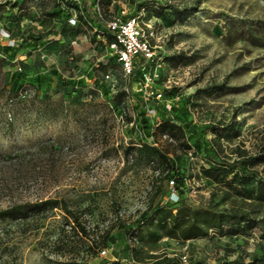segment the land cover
Here are the masks:
<instances>
[{"label":"rangeland","instance_id":"1","mask_svg":"<svg viewBox=\"0 0 264 264\" xmlns=\"http://www.w3.org/2000/svg\"><path fill=\"white\" fill-rule=\"evenodd\" d=\"M15 2L22 0H0V20L14 29L10 37L0 29V42L16 44V51H0V210L64 199L82 212L80 220L91 236L82 237L73 229L60 208L0 220V264H129L132 257L147 261L164 254L216 264L219 258L260 254L264 237L258 228L236 233L226 226L222 232L211 230L188 240L169 237L164 229L152 236L156 222L138 229L142 213L166 204L171 190L159 161L140 162L135 151L127 155L126 150L159 138L154 126L171 113L158 101L151 116L147 107H138V99L151 105L157 100L139 93L138 98L116 96L127 92L128 78L108 39L103 41L81 24L64 39L48 38L46 12L57 8L55 24L62 26L68 10L62 0H25L16 14L4 15ZM104 4L108 12L141 14L153 28L152 45L163 61L153 86L163 90L175 109L186 108L197 127L195 135L186 130L182 141L212 140L221 157L230 160L257 153L264 135V0ZM168 5L196 9L177 17ZM18 66L24 72L12 89ZM59 78L77 84V97L57 86ZM20 89L26 91L24 97ZM160 139L172 156L183 158L189 204L264 210V205L237 195L223 204L222 189L212 200L213 184L201 173L208 165L202 154L188 159L180 142L171 145ZM259 169L263 171L264 164ZM132 228L138 229V240L127 245L126 230ZM103 237L109 238L107 246L97 245Z\"/></svg>","mask_w":264,"mask_h":264},{"label":"trees","instance_id":"2","mask_svg":"<svg viewBox=\"0 0 264 264\" xmlns=\"http://www.w3.org/2000/svg\"><path fill=\"white\" fill-rule=\"evenodd\" d=\"M33 1V0H32ZM38 1V0H34ZM99 1L103 14L106 18H111L121 10L116 12L107 11L105 9L104 0H62L64 5H67L66 20L63 22L62 26L59 23V31L63 33L65 30L68 33L77 32L76 25H83L84 28L92 30L97 37H103V41L108 39V48L111 50V44L115 41L114 34L106 27L104 21L97 15L95 12V5ZM25 0L22 2H15L13 6H18L19 8L23 7ZM177 17H184L190 15L195 11L196 7H185L177 8L173 5H168ZM63 10L66 11V8L63 7ZM76 11L77 21L76 24H71L69 21L70 18L74 15L72 11ZM63 12V11H62ZM60 11L57 8H54L52 12H46L47 15L56 17ZM137 14H128L129 17L135 16ZM58 31V32H59ZM10 33L9 31H7ZM68 33L67 36H68ZM11 35V33H10ZM252 35L260 38L256 33ZM264 41V38H260ZM105 43V42H104ZM0 51L9 53L11 51H16V44L11 46L0 45ZM113 51V50H111ZM114 53V52H113ZM116 61L121 66L118 61L116 54H113ZM170 59H174L173 56ZM21 68V70L18 69ZM16 71L12 75V89L18 86L19 80L23 75V66H18ZM143 78V72L140 67V63L135 64V69L133 75L128 79L127 88L128 91H122L116 96H121L126 98L127 96H133L138 98V93H135L131 90L132 83L136 81H141ZM57 86L65 87L67 94L69 96L74 95L77 97L79 88L74 82H67L59 78ZM221 87V86H218ZM23 89H20L18 93H21ZM21 95V94H20ZM113 96L112 99L116 98ZM167 100L166 96L164 95ZM165 113L166 116H163L162 121L154 126L153 131H158L159 138L162 139L164 134H169L172 138V141L167 140V144H178L179 142L183 146L184 153L188 159L202 154V159L208 163L207 166L201 167V173L203 176L213 184L211 198L218 194L219 189H222L223 195L221 201L223 204L232 196H239L243 200L249 199L258 206L264 205V170L261 171L259 166L264 164V135L260 143V148L255 155H246L241 153L238 158L230 160L224 157H221L219 151L215 148L212 143V140H198L196 139L193 144L189 141H182L181 137H186V130L190 131V135L197 134V127L189 120V113L186 108L175 109L173 106L170 110H167L165 102ZM138 107L146 108L150 103H144L138 99ZM158 101L152 104L156 110ZM147 129V126L143 127ZM206 131L203 130L201 136L205 137ZM159 138L154 139L153 142L142 140L136 148L130 147L126 150L127 155L136 152V159L140 162L149 161L154 162L155 160L159 161L163 166V179L168 180V187L171 190L169 194V199L166 204H160L155 209L149 213L145 211L142 213L140 220L138 222V229L148 225L149 223L154 224L156 222L157 230L151 231L150 234L154 237L159 235V230L164 229L165 234L169 237L180 238L183 240L195 239L198 237H204L209 234L211 230L222 232L226 226L233 228V231L236 233H246L254 228H258L262 236L264 237V210L261 209L254 211L253 209H244V208H223L218 209L214 208L211 204H200L194 206L189 204L185 196V184L186 178L182 171L184 167L183 158L181 155H171L169 151L165 150L162 145L154 144L158 142ZM160 139V140H161ZM185 160V159H184ZM184 169V168H183ZM173 181V184H171ZM162 190L161 186L158 189ZM175 190L177 192V199L173 200L170 198L171 192ZM174 205L176 212L173 213ZM60 208L66 212L67 218L70 219L72 228L76 229L80 235L90 237V232L82 224L80 218L82 212L75 211L72 209L68 202L64 199H47L39 202H25L14 204L10 207L0 210V220H5L9 218L16 217H27L31 214L39 213L46 209ZM138 229L132 228L127 229L126 234L129 241L127 245H130L135 240H138ZM93 241H97L93 238ZM109 238L99 239L96 242L97 245L107 246ZM132 252L134 248L130 249ZM81 264H87L82 262ZM113 264H120L114 262ZM129 264H185L182 260V257L179 256H170L164 254L162 256H151L149 260H141L139 258H131ZM186 264H210L201 259H191L187 261ZM216 264H264V247L260 254L256 253L250 259H246L244 256H237L234 259H221L217 260Z\"/></svg>","mask_w":264,"mask_h":264},{"label":"built area","instance_id":"3","mask_svg":"<svg viewBox=\"0 0 264 264\" xmlns=\"http://www.w3.org/2000/svg\"><path fill=\"white\" fill-rule=\"evenodd\" d=\"M95 12L115 36V41L111 44V49L118 57L123 75L129 79L133 75L135 64L140 63L143 78L141 81L132 83V91L143 95L147 100L154 98L157 101H164L166 107L171 109L172 105L165 99L163 90L154 88L153 86L159 78L158 70L162 67L163 61L157 56L155 48L152 45L154 30L151 25L144 21L141 14L129 17L125 10H121L111 18H106L99 1L95 5ZM69 21L73 25L76 24V14ZM4 33L6 37H10V33ZM11 41L9 45H15ZM18 69L21 70L20 67ZM25 93L26 91H22L20 94L24 97ZM150 107L151 105H147L148 112L151 116H154L156 109ZM162 139L172 141L169 134H164ZM154 144L157 145L159 142H154ZM171 184H173V181H171ZM177 197V192L173 190L170 198L176 200ZM105 252L103 250V253ZM182 260L185 264L187 263L186 256L182 257Z\"/></svg>","mask_w":264,"mask_h":264},{"label":"crops","instance_id":"4","mask_svg":"<svg viewBox=\"0 0 264 264\" xmlns=\"http://www.w3.org/2000/svg\"><path fill=\"white\" fill-rule=\"evenodd\" d=\"M34 5L36 6L37 3H35ZM10 7H11L10 9H9L8 6L6 7L7 9H9V12L8 11L3 12L4 15L16 14L17 10L19 9L18 6L15 7V6L10 5ZM32 7H34V6H31V8ZM52 11H53V9L48 10V12H52ZM45 19H46L45 22L48 23V26H45V30L46 31H50L51 30L50 34L48 35L49 39L59 40L60 38L64 39L67 36L66 33H68V32L66 30L63 33H61L58 30L59 26H57L55 24L56 23V17L51 16V15H47V16H45ZM8 22L9 21H5L4 19H1L0 20V29L3 30V31L4 30L9 31L11 33V36H12V34H14V29L11 26L8 25ZM10 23H11V25H14V23L11 20H10ZM2 40H4V39H2ZM0 45L3 46V45H6V43L5 42H0Z\"/></svg>","mask_w":264,"mask_h":264}]
</instances>
